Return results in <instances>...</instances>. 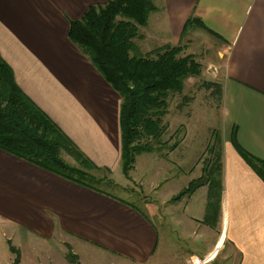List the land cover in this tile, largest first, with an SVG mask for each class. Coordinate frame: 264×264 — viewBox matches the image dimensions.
I'll return each instance as SVG.
<instances>
[{"label":"crops","instance_id":"1","mask_svg":"<svg viewBox=\"0 0 264 264\" xmlns=\"http://www.w3.org/2000/svg\"><path fill=\"white\" fill-rule=\"evenodd\" d=\"M108 1L0 0V58L20 90L95 167L120 177L121 100L67 36L71 21ZM152 2L156 10L145 28L155 25L156 47L183 43L182 30L191 16L214 33L193 26L216 40L209 64L220 71L207 80L222 87L214 131L221 143L216 190L210 198L204 185L173 201L181 190L166 188L165 224L175 227L168 232L165 252L181 256L180 264H192L193 259L203 264H264V184L231 141L234 136L243 150L264 161V0ZM220 51L227 56L225 61L219 58ZM136 164L137 160L130 179L125 178L128 182L135 181ZM184 164L182 157L180 168ZM172 167L178 164L173 161ZM178 179L165 171L164 182ZM157 186L151 192L157 194ZM0 227L11 237L18 236L23 247L30 246L28 236L37 238L31 240L33 245L59 239L69 249L77 246L102 258L96 254L101 252L104 259L113 257L121 264H149L159 241L157 228L130 201L66 180L1 150ZM171 234L174 242L168 239ZM23 254L20 264L23 259L27 264Z\"/></svg>","mask_w":264,"mask_h":264},{"label":"trees","instance_id":"2","mask_svg":"<svg viewBox=\"0 0 264 264\" xmlns=\"http://www.w3.org/2000/svg\"><path fill=\"white\" fill-rule=\"evenodd\" d=\"M155 10L152 0H109L103 5L89 7L78 20L71 21L68 28L69 41L121 100L120 171L125 178L129 176L135 158L153 152L166 132L168 124L163 122V118L169 96L181 94L185 82L199 78L202 70L193 54H184L185 47L181 44L163 45L142 56L131 54L137 47L134 41L142 40L140 30L147 26L149 16ZM193 26L214 35L199 20L190 17L184 24L182 37ZM202 85L210 91L219 107L221 85L210 81ZM231 141L240 158L264 184V161L243 150L234 136ZM175 147L172 146L173 149ZM0 150L61 178L99 191L92 183L102 182L93 175L101 169L95 167L20 90L1 58ZM61 153L69 156L73 164L64 162ZM220 170V158L213 163L208 162L205 179L190 182L173 201L192 195L206 183L210 197L216 190ZM8 246L14 255L12 264H19L18 251L9 242ZM66 260L71 264L75 257L70 253Z\"/></svg>","mask_w":264,"mask_h":264},{"label":"rangeland","instance_id":"3","mask_svg":"<svg viewBox=\"0 0 264 264\" xmlns=\"http://www.w3.org/2000/svg\"><path fill=\"white\" fill-rule=\"evenodd\" d=\"M150 21H153V16ZM154 26L151 25L140 30L143 38L142 40L134 41L137 47L136 51H133L131 54L142 56L158 48L156 47L158 45L154 43L156 37V34L154 35L152 31ZM194 32L202 36H193ZM206 39H209V41ZM182 42L180 44L185 47L184 54H193L201 64V75L199 78L188 79L181 94H171L169 96L167 112L163 118V122L168 124V128L161 137L160 143L155 145L156 149L153 152L143 153L135 158V162L137 160L136 178H133L135 181L130 180L128 182L125 180L121 171L120 177L118 176V172L111 173V171L106 172L104 170L93 172L96 179L102 181H93L92 184L94 186L109 195L118 196L130 201L157 228L159 234L158 247L149 264H180L179 262L182 260V257L179 255L172 257L168 255V250L165 252L166 237L169 230L175 227L172 223L168 224V226L165 224V209L162 200L165 199L164 193L166 192V188H168L169 192L177 193L183 188H187L191 180H204L207 165L204 168V172L202 170L203 165L205 166L206 162L213 163L216 159L220 158L218 149L221 143L214 134L219 110L210 91H207L202 85L208 81L209 77L215 78L219 75V68L209 64L216 53L214 49L216 40L212 37L209 38L201 30L200 32L195 31V28L192 27L184 35ZM219 58L225 61L227 56L220 51ZM184 97H187L186 101ZM174 145L176 147L173 149L172 146ZM182 157L185 164L183 168H180L179 163ZM61 159L66 163L73 164V160L64 153H61ZM173 161L178 164L177 168L172 167ZM197 164L198 166L195 168ZM168 170L171 174L178 176L179 179L176 182H164L165 171ZM152 171L153 174L150 176ZM198 176L200 178L196 179ZM126 179L129 180L130 178L126 177ZM123 181H126L127 184L125 185ZM120 183L125 185L126 188L119 186ZM156 184H158L157 188L159 189L157 190L159 191L157 194L151 192V188H155ZM207 187L209 189L208 185ZM167 220L166 217V222ZM2 228L0 227V264H12L14 260V255L9 251L7 239L10 240L12 245H15L14 249L18 251L19 258L20 253H24L23 255L27 259V264H68L64 258H67V255L70 253L74 255L75 261L73 262L76 264H121L116 263V258L113 257L104 259L103 256L105 254L101 252H96V254L103 255L102 258L84 253L83 249L77 246L74 247L75 249L72 247L69 249L59 239H54L48 243L37 240L40 244L33 245L31 240L37 238L28 236L30 246L23 247V243L20 244L18 236L14 235V237H11L10 232ZM168 239L174 242V234H171ZM178 245L180 243L177 240ZM178 251L181 252L180 250ZM82 255H84L85 259L88 256V261L84 258L83 261H80L82 260ZM193 260L192 264H195L194 261H197V259ZM196 263L203 264L200 261Z\"/></svg>","mask_w":264,"mask_h":264},{"label":"built area","instance_id":"4","mask_svg":"<svg viewBox=\"0 0 264 264\" xmlns=\"http://www.w3.org/2000/svg\"><path fill=\"white\" fill-rule=\"evenodd\" d=\"M196 262H198V261H194L195 264H197Z\"/></svg>","mask_w":264,"mask_h":264}]
</instances>
